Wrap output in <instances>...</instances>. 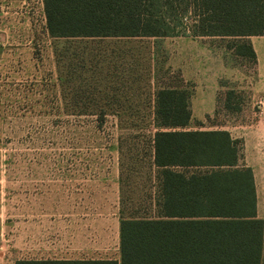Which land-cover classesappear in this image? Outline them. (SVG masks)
<instances>
[{
    "label": "rangeland",
    "instance_id": "1",
    "mask_svg": "<svg viewBox=\"0 0 264 264\" xmlns=\"http://www.w3.org/2000/svg\"><path fill=\"white\" fill-rule=\"evenodd\" d=\"M1 29L8 37L0 40V264L62 259L74 244L83 259L120 260L121 219L156 213L162 86L182 79L191 92L186 130L219 129L207 118L223 83L250 97L238 119L245 124L224 129L237 139L264 129V36L251 39L257 65L223 39H56L43 0H0ZM45 188L54 193L40 195ZM66 188L81 191L69 206L61 201ZM68 212L82 220L79 243L60 235ZM41 234L51 236L44 245Z\"/></svg>",
    "mask_w": 264,
    "mask_h": 264
},
{
    "label": "trees",
    "instance_id": "2",
    "mask_svg": "<svg viewBox=\"0 0 264 264\" xmlns=\"http://www.w3.org/2000/svg\"><path fill=\"white\" fill-rule=\"evenodd\" d=\"M49 35L76 38H214L258 64L252 37L264 36V0H43ZM179 78V76H178ZM215 130H186L191 92L180 79L157 94L156 213L121 219L120 260H21L16 264H261L264 221L253 170L228 124L250 107L244 91L221 84ZM235 119V122H234ZM233 121V122H232ZM238 121V122H237Z\"/></svg>",
    "mask_w": 264,
    "mask_h": 264
},
{
    "label": "crops",
    "instance_id": "3",
    "mask_svg": "<svg viewBox=\"0 0 264 264\" xmlns=\"http://www.w3.org/2000/svg\"><path fill=\"white\" fill-rule=\"evenodd\" d=\"M8 34L7 31L4 29L0 30V40L5 41L7 40ZM253 38V37H252ZM251 38V39H252ZM253 46H255V50L257 52L256 44L253 43ZM258 56V55H257ZM259 60V57H258ZM216 91V89H215ZM233 136V135H232ZM234 137V136H233ZM235 138V137H234ZM237 139V138H235ZM244 142V160L243 163H245L248 167H250L253 170L255 182H256V188H257V216L259 219L264 221V129H257L253 130L247 134H244L242 138H240ZM75 189L66 188L63 189L61 192V201L62 199H65L66 203L65 206L70 205L71 199L74 200L79 195L78 192L81 191H71ZM40 195L42 196H51L54 191L53 189H40ZM72 193V194H70ZM72 196V198H71ZM76 203V202H75ZM68 208V207H67ZM69 209V208H68ZM69 211V210H68ZM45 216V215H44ZM68 219H66V224L64 229L61 231V236L64 238L63 242L65 241L68 244L72 243H79L81 241V238L83 237V232L80 230H83L81 228L82 220L80 221L79 218L76 217V212L69 213L65 215ZM70 216H75L73 219H71ZM70 218V219H69ZM44 219V218H42ZM91 239L94 241L95 234H90ZM23 237V236H21ZM27 238V237H26ZM37 238V237H36ZM51 238V236L46 234H41V236H38L37 243L44 245L47 243V241ZM35 241V240H34ZM95 246L91 247L87 253L89 255L95 254ZM85 254V249H81L78 246H69L64 252L62 259H49V257H44L41 259H38L39 261H47V260H58V261H84V260H103V259H83L81 256ZM36 260V259H33ZM21 261V260H19ZM261 264H264V242H263V250H262V259Z\"/></svg>",
    "mask_w": 264,
    "mask_h": 264
}]
</instances>
